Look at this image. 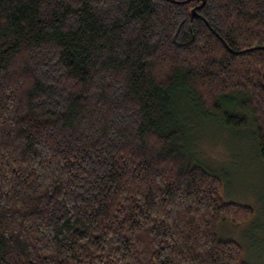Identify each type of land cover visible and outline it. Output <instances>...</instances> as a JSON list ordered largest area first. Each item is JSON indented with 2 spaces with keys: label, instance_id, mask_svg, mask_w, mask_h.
I'll list each match as a JSON object with an SVG mask.
<instances>
[{
  "label": "trees",
  "instance_id": "obj_1",
  "mask_svg": "<svg viewBox=\"0 0 264 264\" xmlns=\"http://www.w3.org/2000/svg\"><path fill=\"white\" fill-rule=\"evenodd\" d=\"M184 91L264 160V0H0V264H251Z\"/></svg>",
  "mask_w": 264,
  "mask_h": 264
},
{
  "label": "rangeland",
  "instance_id": "obj_2",
  "mask_svg": "<svg viewBox=\"0 0 264 264\" xmlns=\"http://www.w3.org/2000/svg\"><path fill=\"white\" fill-rule=\"evenodd\" d=\"M174 99L189 153L222 178L224 200L248 204L254 211L246 222L222 219L219 235L239 242L251 264H264V160L252 118L246 114V126L234 127L222 113L205 111L188 92ZM225 102L230 108L229 101Z\"/></svg>",
  "mask_w": 264,
  "mask_h": 264
}]
</instances>
